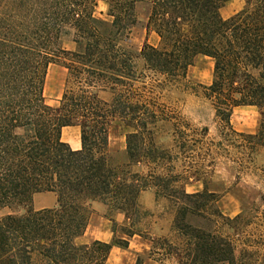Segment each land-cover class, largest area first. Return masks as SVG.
<instances>
[{
	"label": "trees",
	"instance_id": "obj_1",
	"mask_svg": "<svg viewBox=\"0 0 264 264\" xmlns=\"http://www.w3.org/2000/svg\"><path fill=\"white\" fill-rule=\"evenodd\" d=\"M229 1L0 0V264H108L114 247L128 249L130 238L142 236L136 228L148 214L140 201L147 191L169 203L173 227L185 240L152 239L156 261L241 264L238 240L217 228L222 223L240 232L251 222L243 214L225 217L203 179L219 154L206 147L209 129L195 133L189 124H174L161 103L189 83L199 57L211 58L213 80L199 85L203 97L223 130L244 137L251 155L264 148V0H244L225 19L221 9ZM100 2L112 21L95 16ZM142 17L160 41L135 51L132 33ZM67 36L75 49L64 46ZM52 65L69 74L57 107L45 97ZM247 106L260 113L255 134L232 128L234 110ZM114 123L127 130L124 162L111 150ZM165 124L172 127L170 147L159 144ZM73 126L80 129L79 150L62 138ZM183 161L188 165L180 167ZM135 166L146 169L134 172ZM198 181L204 189L188 192ZM46 192L56 195V204L36 209L34 197ZM95 202L125 216L124 227L111 219V243L80 241Z\"/></svg>",
	"mask_w": 264,
	"mask_h": 264
},
{
	"label": "rangeland",
	"instance_id": "obj_2",
	"mask_svg": "<svg viewBox=\"0 0 264 264\" xmlns=\"http://www.w3.org/2000/svg\"><path fill=\"white\" fill-rule=\"evenodd\" d=\"M94 14L97 18L110 22L112 19L108 15V5L105 2H100ZM232 10H224L223 17L229 19L232 17ZM72 36L64 38V46L67 49H75V44L72 41ZM159 37L153 31H147L145 18H141L139 24L133 29L131 45L135 51H140L146 43L157 46ZM211 60L207 58H199L194 66L188 72V81L184 85H180L171 89L166 93V97L161 101L165 103L168 111L174 117V124L179 122L190 125L195 130L201 132L203 128L209 129L207 138V148L212 147L219 154L216 156V164L210 169V177H206L204 181L211 192H214L219 198L218 209L228 218H235L239 214L248 217L251 224L248 227H242L240 232H235L230 227L220 224L217 228L220 233L235 237L237 255L240 256L241 264H264V148H260L254 155L250 154L244 137L231 132V130H223L220 121L216 117L215 110L211 103L202 95V89L199 85H208L200 82L209 81L212 74L209 71ZM203 72L202 76L200 74ZM68 70L60 65H52L49 68L46 86L45 97L50 106L57 107L65 90L66 81L68 78ZM104 99H109V94H102ZM176 122V123H175ZM259 113L256 108H242L234 111L231 123L232 128L237 133L248 134L254 131L258 126ZM160 128V145L170 147L169 129L170 124H165ZM126 134L127 130L123 125L114 123L111 127L110 142L111 150L121 162L127 160L126 150ZM80 129L77 127H67L63 129V141L70 143L74 149L80 148ZM77 144L75 145V143ZM210 142H213L210 143ZM220 143V145H218ZM199 151V150H198ZM204 150H201V153ZM196 161L201 160V157L193 158ZM188 165V162L178 164ZM146 167L135 166L134 172H141ZM208 169V168H207ZM205 187L203 181L191 182L186 186L188 192L194 193L202 191ZM155 195L151 201L140 199L142 207L148 212L143 215L137 230L141 232V237H168L169 240L177 245H183L185 240L174 229V212L165 199L155 200ZM56 204V195L54 193H40L34 197V207L36 209L50 208ZM148 204L150 208H148ZM258 209V210H257ZM215 210V209H214ZM213 211V209L211 210ZM101 216L114 219L117 224L124 227L125 221L117 220V213L111 211L108 207L104 212H98L93 209V214L90 220L91 228L87 229L83 237H96L97 232L92 228L94 224H105L106 220L101 219ZM107 219V220H108ZM122 219V218H121ZM205 221H198L199 226H206ZM247 223V222H246ZM106 226L112 232L114 224L112 221L106 223ZM123 236V232H119ZM112 236H114L112 232ZM82 242V240H80ZM251 245V247H249ZM250 253L244 257V250ZM247 252V253H248ZM132 258V257H131ZM153 257L150 252L142 255L143 262ZM152 261V260H151ZM150 262V263H153ZM178 264L177 260L173 261ZM167 264V261L166 263ZM172 264V263H171Z\"/></svg>",
	"mask_w": 264,
	"mask_h": 264
},
{
	"label": "crops",
	"instance_id": "obj_3",
	"mask_svg": "<svg viewBox=\"0 0 264 264\" xmlns=\"http://www.w3.org/2000/svg\"><path fill=\"white\" fill-rule=\"evenodd\" d=\"M244 6H245L244 0H231V1L227 2L224 5V7L221 9V14L223 16L224 10H232L233 15H235L236 13L240 12L244 8ZM199 58H207V59L211 60V66L209 69V71L212 74L211 78L207 82H203L202 80H199L200 82H202L204 84L210 85L212 83V80H213L214 61L208 57H199ZM202 74H203V72L200 74V76H202ZM242 108H256V107H251V106L239 107V108H236L235 110L242 109ZM258 113H259V110H258ZM259 120H260V113H259ZM73 127H75V126H73ZM258 127H259V122H258V126L255 128V130L248 132V134H255L258 131ZM62 136H63V134H62ZM80 140H81V137H80ZM80 143H81V141H80ZM68 144H70V143H68ZM75 144H77V142ZM70 146L72 147V145H70ZM80 148H77V149L73 148V149L79 150ZM153 195H154V193L151 191L143 192L141 195V199L143 198L149 202L152 200ZM155 200H156V198L154 199V201ZM149 205H151V204L147 205L148 208H150ZM92 208L96 209L98 212H104L105 209H107V206H105L104 204H102L100 202H95V203H93ZM116 218H117V220L125 221V216L121 213H117ZM101 219L106 220V223L111 221L108 218H105L103 216H101ZM106 223L105 224H94L92 226V228L97 232V236L96 237H81L80 240H82V243H88V242H91L93 240H99L102 242L111 243L113 241V236H112V232L110 231L108 226H106ZM89 228H91V224L89 225ZM154 238H156V237H141V236L136 235V236L130 238V246L128 249H121V248L114 247L112 250V253L110 255V258L108 260V264H136L138 257L142 258L143 254H147V253L151 252V248H152V241L151 240ZM163 238H168V237H163ZM173 261H175V260H170V261L168 260L167 264H171V263L174 264ZM150 262H153L152 258H149L148 260L143 262V264H162L158 261H155L153 263H150Z\"/></svg>",
	"mask_w": 264,
	"mask_h": 264
},
{
	"label": "bare ground",
	"instance_id": "obj_4",
	"mask_svg": "<svg viewBox=\"0 0 264 264\" xmlns=\"http://www.w3.org/2000/svg\"><path fill=\"white\" fill-rule=\"evenodd\" d=\"M80 140V139H79ZM79 144H80V142H79ZM76 145V144H75Z\"/></svg>",
	"mask_w": 264,
	"mask_h": 264
}]
</instances>
